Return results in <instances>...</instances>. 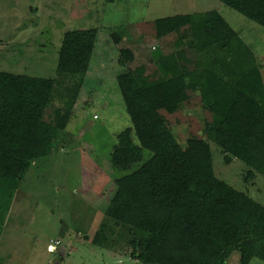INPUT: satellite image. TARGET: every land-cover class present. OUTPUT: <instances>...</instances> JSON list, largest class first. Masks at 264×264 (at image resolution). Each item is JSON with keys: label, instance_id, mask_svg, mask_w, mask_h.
<instances>
[{"label": "trees", "instance_id": "trees-1", "mask_svg": "<svg viewBox=\"0 0 264 264\" xmlns=\"http://www.w3.org/2000/svg\"><path fill=\"white\" fill-rule=\"evenodd\" d=\"M221 1L264 27V0ZM155 28L158 37L190 31L191 46L204 54L194 69L184 64L182 49L158 59L155 74L138 67L117 76L132 127L118 134L113 164L129 167L140 159L132 131L154 154L117 179L109 218L128 227L131 257L145 264H226L235 252L241 264L253 257L264 261V204L214 175L208 140L242 160L251 177L264 176V64L217 10L157 18ZM115 37L116 43L122 39ZM96 39V28L65 32L58 79L0 71V211L32 162L48 156L66 128L71 108L58 110L55 123L44 120L45 110L60 80L73 78L76 87L88 71ZM120 53L121 66L134 60L130 48ZM191 91L200 93L211 119L206 137L192 136L182 145L161 111L182 109ZM108 228L102 223L93 241L103 242Z\"/></svg>", "mask_w": 264, "mask_h": 264}, {"label": "rangeland", "instance_id": "rangeland-1", "mask_svg": "<svg viewBox=\"0 0 264 264\" xmlns=\"http://www.w3.org/2000/svg\"><path fill=\"white\" fill-rule=\"evenodd\" d=\"M209 10L219 11L264 64V27L221 0H0V71L58 79L65 32L97 29L88 71L76 79V87L73 78L59 79L44 113L46 122L55 123L58 110L71 108L66 128L57 133L51 153L32 162L0 211V264H145L131 257L128 227L108 215L117 179L154 154L132 131L131 144L141 147L140 159L129 167L113 164L118 134L132 127L117 76L138 67L155 74L158 59L182 49L184 64L194 69L204 51L191 46V32L158 37L155 20ZM115 36L122 39L116 43ZM122 48L134 53L125 66L118 62ZM262 71L264 76V67ZM161 112L182 145L189 137H206L203 130L211 114L199 92L191 91L182 109ZM208 140L214 175L264 204V176L251 177L242 160ZM102 223L109 228L103 242L95 243ZM52 245L55 251H49ZM226 264H241L240 253H233ZM249 264L264 261L253 257Z\"/></svg>", "mask_w": 264, "mask_h": 264}, {"label": "crops", "instance_id": "crops-1", "mask_svg": "<svg viewBox=\"0 0 264 264\" xmlns=\"http://www.w3.org/2000/svg\"><path fill=\"white\" fill-rule=\"evenodd\" d=\"M95 116H96V115H95ZM95 116H94V117H95ZM78 250H79V249H78V248H76V249H75V251H73V253H71V252H70V254H69V255H67V258L65 257V259H63V261H62V262H63V263H65V262H66V260H68V259H69V258H70V257H71V256H72V255H73L75 252H76V251H78Z\"/></svg>", "mask_w": 264, "mask_h": 264}, {"label": "clouds", "instance_id": "clouds-1", "mask_svg": "<svg viewBox=\"0 0 264 264\" xmlns=\"http://www.w3.org/2000/svg\"><path fill=\"white\" fill-rule=\"evenodd\" d=\"M49 251H55V246L54 245L50 246Z\"/></svg>", "mask_w": 264, "mask_h": 264}, {"label": "built area", "instance_id": "built-area-1", "mask_svg": "<svg viewBox=\"0 0 264 264\" xmlns=\"http://www.w3.org/2000/svg\"><path fill=\"white\" fill-rule=\"evenodd\" d=\"M95 117H97V116H95Z\"/></svg>", "mask_w": 264, "mask_h": 264}]
</instances>
